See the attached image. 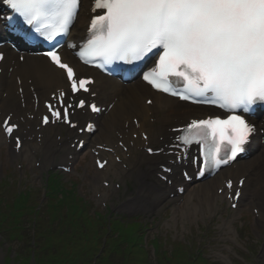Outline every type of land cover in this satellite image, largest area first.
Segmentation results:
<instances>
[{
	"label": "snow or ice",
	"instance_id": "obj_1",
	"mask_svg": "<svg viewBox=\"0 0 264 264\" xmlns=\"http://www.w3.org/2000/svg\"><path fill=\"white\" fill-rule=\"evenodd\" d=\"M6 3L15 13L5 18L6 26L14 34L19 31L14 21L20 17L46 40L67 35L80 6V0H6ZM93 3V11L103 9L104 14L91 19L87 42L79 52L85 63L133 64L154 49H161L158 63L143 75L144 81L180 100L214 105L229 113L223 119L192 120L179 138L185 150L193 143L200 146L201 176L205 170L229 165L246 151L257 131L251 119H260L257 114L264 109V0H93ZM19 36L29 38L22 31ZM43 55L66 73L71 93L89 91L87 86L92 81L78 79L57 51ZM3 60L5 56L0 53V61ZM175 83L180 86L175 87ZM64 96L61 92V111L51 104L47 107L53 117L71 124L68 115L72 105L65 102ZM77 106L84 108L85 102L80 100ZM89 107L92 112L101 111L95 103ZM10 120L8 117L3 121L4 131L9 135L18 127L9 124ZM43 123H49L48 116L43 117ZM93 130L92 124L81 129ZM15 144L21 147L19 137ZM99 167L104 164L99 163ZM183 176L191 178L187 172ZM238 184L232 191V181L227 182V189L232 192L229 199L235 201L233 208L238 206L244 180Z\"/></svg>",
	"mask_w": 264,
	"mask_h": 264
},
{
	"label": "bare ground",
	"instance_id": "obj_2",
	"mask_svg": "<svg viewBox=\"0 0 264 264\" xmlns=\"http://www.w3.org/2000/svg\"><path fill=\"white\" fill-rule=\"evenodd\" d=\"M88 0H86L87 3ZM86 22V17L84 16V11H82L78 17L77 23L72 31V36H80L82 34V29L85 25ZM33 65V66H32ZM29 69L30 71L28 74H32L34 83L37 87V90L40 94H45V91L50 88H54L56 86H60L64 84V79L63 77L55 71L46 61L41 60V59H32L29 60L27 58V61L25 65L20 66L19 65V72H22L23 69ZM139 85L135 84L134 87H137ZM11 88V85H9ZM121 88V86L117 85L116 83L113 84V86L109 90H103L102 94L104 95H109L110 97L114 96L117 91ZM43 91V92H42ZM149 92L148 88L145 86L140 85V88H133L130 87L127 93H122V95L119 98V101L117 105L114 107V109L111 111L110 116L114 117L116 116V112L122 111L124 112V117L128 118V116L134 112V110L138 106V113L142 118V123L141 127L144 129H147L150 135L156 136L157 134H161L165 137V141H168V132L164 130L163 128L159 129H152V128H147L145 126V121L147 119V109L145 107H141L139 105H135L134 103H137L139 96L141 95L142 97L145 96ZM152 97L154 98V106L157 110H164L168 111L170 109L174 108V101L170 98H167L161 94H155V93H150ZM137 101V102H136ZM116 108H118L116 110ZM110 119V118H109ZM168 118H166L167 120ZM260 152L255 156L254 160L251 162L247 163L248 170H252V174L249 175L247 179V184L251 186V184H256L254 183L255 181L259 178L256 176H259V173L256 174V167L255 165L259 164V167L261 166L264 167V147H259ZM240 170V169H239ZM236 172V174H239ZM244 174V173H241ZM260 180L262 181V185L264 186V169L262 170V175L260 176ZM252 185V186H254ZM248 186V190L250 188ZM208 189V186H205L202 191H205ZM256 191H259V189L255 188ZM264 195V189L260 191V196ZM260 212L264 218V208L260 209Z\"/></svg>",
	"mask_w": 264,
	"mask_h": 264
},
{
	"label": "rangeland",
	"instance_id": "obj_3",
	"mask_svg": "<svg viewBox=\"0 0 264 264\" xmlns=\"http://www.w3.org/2000/svg\"><path fill=\"white\" fill-rule=\"evenodd\" d=\"M53 202L52 201H50L49 202V204H52ZM188 221V219L187 220H185L184 221V224H182V222H181V225H182V227H183V229L184 230H186V231H189V228L188 227H185V223ZM166 232V229L164 230V233ZM173 238V239H175L177 236L175 235V234H173L172 232L169 234V238ZM178 238V237H177ZM187 238V237H186ZM180 239H182V238H178V240H180ZM198 240H196V242H197ZM73 244H74V241H73V239L71 238V236L70 235H68V246H67V249L68 250H71L72 251V247H73ZM88 246H89V244H87V243H84V245L82 246V248L81 247H77L76 248V251H80L81 249L82 250H86L87 248H88ZM2 248L3 247H1L0 248V260H1V257H2V255L4 254L2 251ZM81 248V249H80ZM185 246H183V245H176V248H175V252H174V258L173 259H176L177 257H178V255L180 254V255H183L184 253H185ZM208 256V255H207ZM186 264H191V263H186Z\"/></svg>",
	"mask_w": 264,
	"mask_h": 264
}]
</instances>
